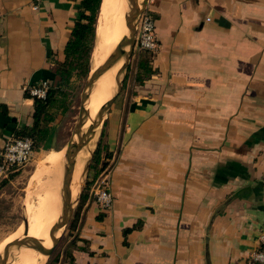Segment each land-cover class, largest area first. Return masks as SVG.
I'll return each mask as SVG.
<instances>
[{"label": "crops", "instance_id": "1", "mask_svg": "<svg viewBox=\"0 0 264 264\" xmlns=\"http://www.w3.org/2000/svg\"><path fill=\"white\" fill-rule=\"evenodd\" d=\"M142 2L156 20L155 72L143 85L129 78L131 95L106 116L114 206L99 208L91 188L74 264H261L252 255L264 233V0ZM81 4L0 0V150L33 124L26 89L57 84L53 58L65 61ZM62 123L35 152L45 158L29 185L43 200L56 175L61 199ZM51 210L32 220L33 234Z\"/></svg>", "mask_w": 264, "mask_h": 264}, {"label": "water", "instance_id": "2", "mask_svg": "<svg viewBox=\"0 0 264 264\" xmlns=\"http://www.w3.org/2000/svg\"><path fill=\"white\" fill-rule=\"evenodd\" d=\"M127 12L125 23L127 33L117 44L113 52L99 67L88 75V79L81 95V104L78 122L73 136L70 138L63 160V176L61 181V209L56 223L50 230L51 246L46 247L44 242L29 234L30 222L24 221V234L8 243L0 255V264H10L21 249H31L44 257H51L62 240L67 226L70 225L77 207L84 195L91 168L92 159L96 149L89 151L91 157L84 162L83 153L88 151L89 144L96 137L97 131L104 124L106 116L112 105L116 102L124 89L125 79L129 71L133 54L137 47V28L141 15L147 6L142 0H126ZM121 67L115 76V89L111 98L99 109L96 117L86 129L90 120L89 102L99 80L109 71ZM92 69V68H91ZM83 163V166H81ZM78 167H80L78 170ZM75 193V194H74Z\"/></svg>", "mask_w": 264, "mask_h": 264}, {"label": "trees", "instance_id": "3", "mask_svg": "<svg viewBox=\"0 0 264 264\" xmlns=\"http://www.w3.org/2000/svg\"><path fill=\"white\" fill-rule=\"evenodd\" d=\"M101 5L102 0H82L79 19L66 45L65 61L60 62L53 58L56 64L57 84L54 86L51 84V89L45 99L34 98L35 112L32 126L19 129L15 134L16 138H30L33 142L34 152L39 151L47 142L51 125L58 118L65 116L70 110L71 93L69 89L74 85L75 81L77 82L78 80L87 78L91 71V58L97 41V25ZM140 53H142V56H140L137 65L136 83L143 85L155 72L152 67L154 53L144 50H141ZM102 148L106 152V157H102ZM105 158L106 161H104ZM111 158L112 153L108 150V147L106 145L101 147L99 144L92 160L84 195L69 225V231L75 237L71 243V247L74 249L76 248L75 233L78 229L81 210L90 196V190L96 179L107 168L106 166H108ZM15 176L16 174H11L10 177L14 178ZM8 181L5 180L2 182L0 188L8 183ZM139 225L141 224H138L133 229L139 228ZM133 229L126 230V234ZM70 259L69 264H74L72 254L70 255Z\"/></svg>", "mask_w": 264, "mask_h": 264}, {"label": "rangeland", "instance_id": "4", "mask_svg": "<svg viewBox=\"0 0 264 264\" xmlns=\"http://www.w3.org/2000/svg\"><path fill=\"white\" fill-rule=\"evenodd\" d=\"M126 7H127V2H126ZM97 29H98V25H97ZM96 45H97V41H96ZM96 45H95V49H94V52L91 58V68H92L91 72L96 69L95 68L96 66L93 63L94 60L99 59L98 58L99 55L97 53L98 49ZM140 52L141 50L138 47H136V50L132 57V63L130 65L129 71L125 79L124 89L121 92L116 102L118 104L121 99L125 98L126 95L130 96L134 89L133 83L129 85L128 79L134 77L136 74V71H137L136 63L139 62L140 56H142L141 55L142 53ZM102 63L104 62H101L99 65H97V67H99ZM121 65L122 64H120L116 69L112 70V72L114 73V79ZM87 79L88 77L82 80H78L77 82L75 81L74 85L69 89V92L71 93V106H70V110L68 111V113L62 117L63 123L60 126L61 127L60 129L62 131V141L63 142L68 141L73 136L74 129H75V126L79 118L81 95H82ZM101 83L102 82L97 83L96 88L94 89L93 94L91 96L89 105L90 103H92L94 99V95L96 91L99 90ZM103 99L104 97H102V100ZM88 127L89 126H87L86 129ZM99 144L101 145V147H104L105 145V135L103 132V124L97 131V134L94 140L90 143V147L92 150L93 149L97 150V148L99 147ZM102 150H103L102 157H106V152L104 151L103 148ZM38 157H39V160H38ZM83 157H84V162H85L91 157V154L89 153V151H85L83 153ZM44 158L45 157L42 158L40 156H36L34 152V156L32 157L31 161L28 163V165H26L24 168L20 169L19 171L14 172L13 175L16 174V176L14 178L10 177L9 179H7L9 180L8 183H6L0 188V255L2 254L4 247L8 242L23 236L25 219L28 218L30 222V226H31L33 216L35 215L36 209L38 207L42 205V208L39 211V214L45 211V209H47L49 206L50 208L52 207V210L48 215L50 214L56 215L57 213L60 212L61 206H60V203L58 202L59 201L58 198H56V200L53 199L52 197L48 199L46 198V195H48L49 193L53 195V193L55 192V188H56L55 187L56 185L54 183L55 180L49 182L47 187L45 186L47 190L45 194V200H43V197L38 198L37 195L31 194L32 189H31V185H29L31 175L36 170L37 166H39V163L42 166V163H43L42 160ZM37 160H38V163L36 164ZM104 161H106V158L104 159ZM110 165L111 163L109 161L108 166H106L107 168L104 171L108 172L111 167ZM81 166H83V163ZM88 178H89V174H88ZM2 182L0 183V186ZM57 205H59V207H57ZM47 223H52V222H47ZM60 235L62 236V240L60 244L58 245L56 251L49 258L42 256V260H41L42 264H69L70 263L71 261L70 255L73 253V250H74V248L71 247V243L75 237L74 235H71V232L69 231V226H67L63 234L61 233ZM28 256L30 257L31 255L28 254Z\"/></svg>", "mask_w": 264, "mask_h": 264}, {"label": "bare ground", "instance_id": "5", "mask_svg": "<svg viewBox=\"0 0 264 264\" xmlns=\"http://www.w3.org/2000/svg\"><path fill=\"white\" fill-rule=\"evenodd\" d=\"M126 12H127L126 0H102L100 17L98 20V33H97V45H96L97 49H98L97 53L99 55V57H98L99 59H95L93 62L94 65L96 66L95 68H97V65H99L101 62H104L107 59V57L116 48L117 44L122 39V37L124 35H126V33H127V27H126V23H125ZM114 81H115L114 80V73L112 71H109L108 73H106L99 80L98 83H100V82H102V83H101V86L99 87V90L96 91L92 103H90V105H89L90 120L88 121L87 126H89L91 124L92 119L95 118V115L97 114L99 109L102 107V105H104L111 98L113 91L115 89V82ZM102 97H104L103 100H102ZM91 150L92 149H91L90 144H89L88 151H91ZM59 156L60 155L54 156V160L57 161ZM57 166H58V163H57ZM79 168L80 167H78V170H80ZM50 169H52V168H50ZM59 170H62V169H59ZM45 173H46V171H45ZM57 176L58 175H56V177ZM56 177H52V178H54L52 180H56L55 179ZM46 181H48V180H46ZM57 182H60V181L58 180ZM58 184L61 185L60 183H58ZM57 186H55L56 188H55V192L53 193V195L51 193L46 195L47 199L52 197L53 199L56 200L57 195H58L56 192V189L58 188ZM44 200H45V198H44ZM59 200L60 201H58V202L60 203L61 199H59ZM37 204H39V203H37ZM57 207H59V205H57ZM41 208H42V205L36 209V213L33 216V219L37 217ZM59 213H57L56 215H51V214L47 215V216L45 215L46 221L42 223V225L39 227L36 234L32 233V226H30V231H29L30 236L38 238L39 240L44 242V245L46 247H48V246L50 247L51 246V240H50V236H49L50 234L49 233H50V230L53 227V225L56 223V221L59 217ZM41 215H40V217H41ZM39 220H40V218H39ZM47 222H52V223H47ZM10 242H8V243H10ZM22 250H24V249H21V252H22ZM28 254H30L31 256L29 257ZM18 255H21V256L19 257V261L17 264H22L23 260H24L23 264H42V261H41L42 256L38 255L37 252H35L34 250H31V249H28L27 251L24 250L23 253H20ZM39 256H41V257H39Z\"/></svg>", "mask_w": 264, "mask_h": 264}, {"label": "built area", "instance_id": "6", "mask_svg": "<svg viewBox=\"0 0 264 264\" xmlns=\"http://www.w3.org/2000/svg\"><path fill=\"white\" fill-rule=\"evenodd\" d=\"M137 47L140 50L156 53L159 43L156 35V20L146 9L141 15L137 28ZM51 89V83L46 80L26 89L31 98L45 99ZM34 156L33 142L30 138L10 137L5 140L0 150V183L11 174L24 168ZM93 197L104 211H110L114 206V195L109 188V175L104 171L92 187ZM259 248L253 253L256 263L264 264V233L259 237Z\"/></svg>", "mask_w": 264, "mask_h": 264}]
</instances>
